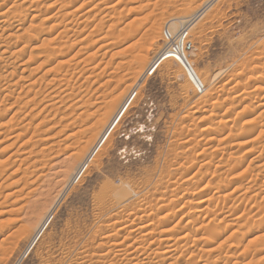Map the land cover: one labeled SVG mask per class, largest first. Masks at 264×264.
<instances>
[{
    "label": "rangeland",
    "instance_id": "obj_1",
    "mask_svg": "<svg viewBox=\"0 0 264 264\" xmlns=\"http://www.w3.org/2000/svg\"><path fill=\"white\" fill-rule=\"evenodd\" d=\"M68 1L0 0V264H264V0Z\"/></svg>",
    "mask_w": 264,
    "mask_h": 264
},
{
    "label": "bare ground",
    "instance_id": "obj_2",
    "mask_svg": "<svg viewBox=\"0 0 264 264\" xmlns=\"http://www.w3.org/2000/svg\"><path fill=\"white\" fill-rule=\"evenodd\" d=\"M66 1V0H65ZM68 1V0H67ZM159 1V0H158ZM69 2V1H68ZM191 2V1H190ZM16 4V3H15ZM70 4V3H69ZM13 5V4H12ZM81 5V4H80ZM67 7H68V5H66ZM65 6V7H66ZM1 7V6H0ZM61 7V6H60ZM79 7V6H78ZM81 7V6H80ZM23 8V7H22ZM77 8V7H76ZM31 9V8H30ZM71 9V8H70ZM108 9V8H107ZM110 9V8H109ZM148 9V8H147ZM2 10V9H1ZM22 10V9H21ZM68 10V9H67ZM73 10V9H72ZM76 10H78V9H76ZM90 10V9H89ZM88 11V10H87ZM109 11V10H108ZM114 11V10H113ZM7 12V11H6ZM70 12H72V11H70ZM184 12H186V11H184ZM67 13H68V11H67ZM73 13V12H72ZM67 15V14H66ZM86 15H88V14H86ZM111 15V14H110ZM9 17V16H8ZM31 17V16H30ZM3 18V23H5V21H6V19H7V14L5 13V12H2V11H0V19H2ZM18 18V17H17ZM101 18V17H100ZM110 18V17H109ZM202 18V17H201ZM10 19V18H9ZM106 19V18H105ZM179 19V18H178ZM190 19V18H189ZM31 20V19H30ZM89 20V19H88ZM99 20V19H98ZM177 20V19H176ZM182 20H184V19H182ZM182 20H180V21H182ZM23 20L21 19V18H19V19H14L13 21L12 20H8L7 22H9L8 24H9V26H10V28H12V29H14L15 30V28L18 30V28L20 27V25L23 23L22 22ZM112 22V21H111ZM102 23V22H101ZM57 24H59V23H57ZM4 25V24H3ZM52 25V24H51ZM109 25V24H108ZM53 26V25H52ZM3 27V26H2ZM64 27V26H63ZM62 27V29L63 30H60V33H62L61 31H64L66 28H63ZM95 27H97V26H95ZM139 27H140V25H139ZM157 27V26H156ZM156 27H154L153 29H155L156 30ZM69 28V27H68ZM136 28H137V26H136ZM43 29V28H42ZM120 29V28H119ZM152 29V30H153ZM72 30V29H71ZM107 30V29H106ZM137 30V29H136ZM44 31H45V29H44ZM158 31V30H157ZM59 32V31H58ZM49 33V32H48ZM60 33H57V35L58 34H60ZM64 33V32H63ZM62 33V34H63ZM65 33H66V30H65ZM108 33V32H107ZM122 33V32H121ZM126 33V32H125ZM137 33V32H136ZM62 34H60V36L62 35ZM150 34V33H149ZM181 35V33H179V36ZM59 36V35H58ZM178 36V37H179ZM30 38V37H29ZM28 38V39H29ZM58 38V37H57ZM99 38V37H98ZM54 39H55V37H54ZM82 39V38H81ZM128 39V38H127ZM176 39H178V38H176ZM116 40V39H115ZM56 41V40H55ZM26 42H28V41H26ZM59 43H60V41H58ZM63 42V41H62ZM1 44V43H0ZM2 45V44H1ZM110 45V44H109ZM164 45H166L165 44V42H164ZM5 46V45H4ZM61 46V45H60ZM167 46V45H166ZM165 46V47H166ZM23 47V46H22ZM127 48H128V46H126ZM162 47V46H161ZM170 47H171V45H170ZM6 48H7V46H6ZM24 48V47H23ZM56 47H54L53 49H55ZM101 48H102V46H101ZM22 49V48H21ZM52 49V50H53ZM62 49V48H61ZM82 49V48H81ZM163 50H164V48H162ZM20 50V49H19ZM23 50V49H22ZM166 50V49H165ZM167 50H169V49H167ZM18 51V50H17ZM124 51V50H123ZM50 52V51H49ZM58 52V51H57ZM167 52V51H166ZM4 53V52H3ZM19 53V52H18ZM47 53V52H46ZM54 52H52V54H53ZM163 53H165V51H163ZM51 54V53H50ZM58 54V53H57ZM166 55V54H165ZM170 55V54H169ZM12 56V55H11ZM138 56H141V55H138ZM167 56V55H166ZM61 57V56H60ZM163 57V56H162ZM57 58H59V57H57ZM6 59V58H5ZM139 59H141V58H139ZM64 60V59H63ZM62 60V61H63ZM86 60V59H85ZM64 62V61H63ZM66 62V61H65ZM123 62V61H122ZM128 62V61H127ZM131 63V62H130ZM59 64H61V61H57V64L55 65V66H51L52 67V69H54V68H56ZM61 66V65H60ZM65 66V65H64ZM101 67V66H100ZM62 68V67H61ZM66 68V67H65ZM64 68V69H65ZM92 69V68H91ZM55 70V69H54ZM62 70V69H61ZM60 70V71H61ZM66 70H68V69H66ZM59 71V72H60ZM80 71H82V70H80ZM99 74V73H98ZM56 75V74H55ZM54 75V76H55ZM73 76V75H72ZM196 76H199L198 74L196 75ZM57 77H59V76H57ZM61 78V77H60ZM198 78V77H197ZM196 78V79H197ZM195 79V80H196ZM256 79L257 78H255V80L253 81V82H255L256 81ZM192 80V79H191ZM199 80H201V79H199ZM229 80V79H228ZM189 81V80H188ZM195 82H199V81H195ZM62 84V83H61ZM191 84V83H190ZM213 84V83H212ZM222 84V83H221ZM194 85H197V84H194ZM228 85V84H227ZM207 86V85H206ZM260 86V85H259ZM73 87H75V86H73ZM195 87V86H194ZM199 87H200V90H202V91H204L205 92V85H204V83L203 82H201L200 83V85H199ZM221 87V86H220ZM262 87V86H261ZM261 87H259V89L261 88ZM256 88V87H255ZM254 88V89H255ZM69 89V88H68ZM257 89V88H256ZM262 89V88H261ZM223 90V89H222ZM238 90V89H237ZM253 90V89H252ZM263 90V89H262ZM77 91H79V90H77ZM236 91V90H235ZM256 91V90H255ZM195 92L198 94V95H200V94H202L201 93V91L200 92H198L196 89H195ZM248 92V91H247ZM247 92H242L245 96H246V93ZM250 92V91H249ZM251 92H254V90L253 91H251ZM263 92V91H262ZM79 93V92H78ZM239 93V92H238ZM264 93V92H263ZM75 94V93H74ZM248 94V93H247ZM234 95H236V94H234ZM241 95V94H240ZM250 95V94H249ZM251 95H252V93H251ZM239 96V95H238ZM243 96V95H242ZM61 98V97H60ZM68 98V97H67ZM75 98V97H74ZM79 98V97H78ZM261 98H264V96L262 97V95H261ZM234 99H235V97H234ZM61 100H63V99H61ZM78 101V100H77ZM255 107H257V109L259 110V112L260 111H262V110H264V101L262 100V101H260L259 103H257V105L255 106ZM223 117V116H222ZM226 118V117H225ZM228 119H229V117H228ZM228 121V120H227ZM1 126H4V125H2V123H0V129H1ZM223 126V125H222ZM22 127V126H21ZM3 129V128H2ZM1 129V130H2ZM206 130V129H205ZM249 130V129H248ZM252 130V129H251ZM246 131V130H245ZM259 131V130H258ZM23 132H24V130H23ZM1 133H2V131H1ZM15 136V135H14ZM262 147V146H261ZM73 165H75V161L73 162V164H72V162H71V168H73ZM264 165V164H263ZM260 167H261V165H260ZM70 168V169H71ZM262 168H263V166H262ZM78 176H76V177H79V175H81V172L80 173H78L77 174ZM37 190H35L34 188H33V190H35V192H38L39 190H38V188H36ZM33 190L31 189V190H29L30 192H28V193H32L33 192ZM27 193V194H28ZM118 194H119V192H118ZM42 195V194H41ZM37 196V195H36ZM35 196V197H36ZM38 196H40L39 194H38ZM43 196V195H42ZM42 196H40V197H42ZM40 197H37V198H34V199H31V200H26V201H21V203H19L20 204V206H19V208H20V210H24L25 209V211H24V214L27 216V214L28 213H30V210L31 209H33L34 208V206H35V204L39 201V199H40ZM47 197V196H46ZM21 198H24V197H21ZM20 198V199H21ZM25 199V198H24ZM46 199V198H45ZM181 208V207H180ZM19 210V209H18ZM42 210V209H41ZM40 210V211H41ZM31 214V213H30ZM35 214H37V213H35ZM39 215V214H38ZM41 219H42V216H40V217H38V219L36 220V222H35V224L36 223H39L40 221H41ZM138 219V218H137ZM19 220V219H18ZM148 220V219H147ZM190 220V219H189ZM191 220H193V218L191 219ZM190 220V221H191ZM152 222V221H151ZM143 223V222H142ZM188 223H190L189 221H188ZM147 224V223H146ZM151 224V223H150ZM109 226V225H108ZM137 226V225H136ZM123 227V226H122ZM122 229V228H121ZM124 229V228H123ZM150 229V227L149 226H147V225H144V224H141V223H139L138 224V226L135 228V232H137L138 234L139 233H144V232H147L148 230ZM113 230V229H112ZM168 230H162L161 231V233L159 234V236H157V237H154L149 243H148V245L147 246H145V247H140L139 245V251L142 253V254H149V252L147 253V250H149V251H151L150 253H151V255H153V254H159V253H162V254H164V256L165 257H163L164 258V260H166V259H173V256L175 255V254H177L178 252H180V253H183V252H181V251H179V250H181L180 249V247L182 248V246L185 244V243H187V234H189V232H187V231H183L181 234H178V235H175V236H171V235H169V233L167 232ZM193 231H195V230H193ZM133 232V231H132ZM190 232H191V230H190ZM199 232V231H198ZM136 233V234H137ZM148 233V232H147ZM147 233L146 234H143V235H147ZM149 234H151L150 232H149ZM196 234V233H195ZM141 235V234H140ZM192 235V234H191ZM106 236V235H105ZM132 236V235H131ZM147 237H149V236H147ZM105 238V237H104ZM109 238V237H108ZM143 238V237H142ZM103 239V238H102ZM116 239H117V237H116ZM141 239V238H140ZM144 239V238H143ZM200 239V238H199ZM198 239V240H199ZM107 241H108V239H106ZM139 240V239H138ZM138 240H137V243H138ZM147 240V239H146ZM202 240V239H201ZM144 241V240H143ZM191 241V240H190ZM109 242H110V240H109ZM119 242V241H118ZM125 242V241H124ZM139 242H140V240H139ZM146 242V241H145ZM192 242V241H191ZM133 243V242H132ZM153 243H157V246L156 247H154V248H151V244H153ZM111 244V243H110ZM109 244V245H110ZM134 244H136V243H134ZM139 244V243H138ZM144 245L143 244V242L141 241L140 242V245ZM195 244V243H194ZM116 245V244H115ZM161 245H163V249H162V251H160L159 252V250H156V248L157 247H159V246H161ZM190 245V244H189ZM126 246V245H125ZM186 246V245H185ZM133 247V246H132ZM184 247V246H183ZM119 248V247H118ZM151 248V249H150ZM111 249H113V248H111ZM158 249V248H157ZM110 250V249H109ZM118 249H116V251H117ZM128 250V248H125L124 250H122L121 252L122 253H120L119 254V256L121 255V257H124V256H129L128 258L129 259H131V261H134V260H138V258L137 259H133L135 256H133V255H135V253H132V252H130V251H127ZM137 250V251H138ZM108 251V250H107ZM115 250H114V252H116ZM183 251V250H182ZM259 251V250H258ZM105 253H106V251H105ZM105 255V254H104ZM138 255V254H137ZM178 255H179V253L177 254V258H178ZM82 256V255H81ZM96 256V255H95ZM94 256V257H95ZM99 256H102V255H100L99 254ZM130 256H132L131 258H130ZM144 256V255H143ZM146 256V255H145ZM91 257V256H90ZM151 257V256H150ZM180 258H181V256H179ZM182 257H183V255H182ZM218 257V256H217ZM216 257V258H217ZM220 257V256H219ZM118 258V257H117ZM127 258V259H128ZM153 258V257H152ZM166 258V259H165ZM114 259V258H113ZM128 259V260H129ZM143 259V258H142ZM146 259H148L147 257H146ZM219 259V258H218ZM91 260H94V259H91ZM102 260V259H101ZM100 260V261H101ZM161 260V262L163 263V261L164 260H162V259H160ZM168 260H166V261H168ZM174 260H175V256H174ZM174 260H172L173 261V263H174ZM177 260V259H176ZM80 259H79V263H80ZM88 261V260H87ZM95 261H97L98 262V260H95ZM106 261V260H105ZM139 261V263L141 262L140 261V259L138 260ZM138 261H135V262H138ZM145 261V260H144ZM82 262V261H81ZM88 262H91L90 260L88 261ZM88 262L86 263V264H88ZM165 262V261H164ZM168 262H170V261H168ZM75 263H77L76 261H75ZM74 263V264H75ZM83 263V262H82ZM85 263V262H84ZM211 263V262H210ZM78 264V263H77ZM95 264V263H94ZM133 264H134V262H133ZM136 264V263H135ZM140 264H142V263H140ZM148 264V263H147ZM155 264V263H154Z\"/></svg>",
    "mask_w": 264,
    "mask_h": 264
},
{
    "label": "built area",
    "instance_id": "obj_3",
    "mask_svg": "<svg viewBox=\"0 0 264 264\" xmlns=\"http://www.w3.org/2000/svg\"><path fill=\"white\" fill-rule=\"evenodd\" d=\"M179 33H182L183 36H186V35H187L186 28H182V29H180ZM163 37H164V41H165L166 44H168V45L173 44V42L175 41L174 36L171 34V32H169V30L167 31V29H165V30L163 31ZM172 46H173V45H172ZM171 48H172V50H174L173 47H171ZM179 62H180L179 64H180L185 70L188 71V69H187V67L189 66L188 63H187L186 61H179ZM150 72H152V71H150ZM192 85H193V84H192ZM193 86H195L194 88H196L198 92L201 91L199 85H193Z\"/></svg>",
    "mask_w": 264,
    "mask_h": 264
}]
</instances>
